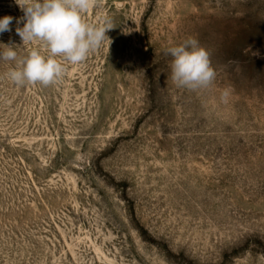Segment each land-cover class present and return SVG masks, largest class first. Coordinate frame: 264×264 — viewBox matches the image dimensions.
Masks as SVG:
<instances>
[{
    "label": "rangeland",
    "instance_id": "374dc122",
    "mask_svg": "<svg viewBox=\"0 0 264 264\" xmlns=\"http://www.w3.org/2000/svg\"><path fill=\"white\" fill-rule=\"evenodd\" d=\"M6 15L24 56L16 0ZM105 16L111 44L55 85L0 60V264H264V0H98L85 19ZM189 37L209 89L171 80Z\"/></svg>",
    "mask_w": 264,
    "mask_h": 264
},
{
    "label": "clouds",
    "instance_id": "9594fccd",
    "mask_svg": "<svg viewBox=\"0 0 264 264\" xmlns=\"http://www.w3.org/2000/svg\"><path fill=\"white\" fill-rule=\"evenodd\" d=\"M24 15L16 20V33L23 45L36 44L24 56H19L15 44H0V60L14 62L5 77L17 86L40 84L52 86L67 73V65L83 63L106 42L111 44L107 32L115 28L111 18L103 17L99 23L85 19L98 0H16ZM12 16L0 18V34L10 32ZM172 57L171 80L177 88L197 92L213 86L217 73L212 67L206 48L194 37L166 50ZM255 55L264 58L256 50ZM232 90H222L220 100L228 103Z\"/></svg>",
    "mask_w": 264,
    "mask_h": 264
}]
</instances>
